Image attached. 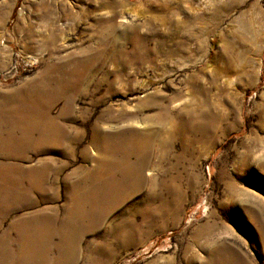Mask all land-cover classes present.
<instances>
[{
  "label": "rangeland",
  "instance_id": "1",
  "mask_svg": "<svg viewBox=\"0 0 264 264\" xmlns=\"http://www.w3.org/2000/svg\"><path fill=\"white\" fill-rule=\"evenodd\" d=\"M132 129L138 188L73 240V184ZM0 264H264V0H0Z\"/></svg>",
  "mask_w": 264,
  "mask_h": 264
},
{
  "label": "bare ground",
  "instance_id": "2",
  "mask_svg": "<svg viewBox=\"0 0 264 264\" xmlns=\"http://www.w3.org/2000/svg\"><path fill=\"white\" fill-rule=\"evenodd\" d=\"M52 17V15H47V20ZM77 76H80V79ZM75 77L77 78L76 81L74 80ZM81 78H83L82 71L81 74L75 73L68 85H65L63 95H67L77 88V81ZM64 83L66 84V78ZM68 101L70 102V100ZM21 104L20 107L31 109L30 100L26 99ZM161 108L166 111L164 107ZM12 109H16L15 106ZM24 131L25 136L31 139L36 133L35 123L24 128ZM127 132V137H121L120 134L108 137V140L103 144V159L97 160L95 170L85 173L83 171L85 175H82L83 177L81 176L82 178L73 184V190H80L66 209L68 212L67 221H75L77 225L68 224L67 226L69 235L73 240L77 237L79 226L99 222L111 207L121 204L129 194H132L138 188L141 182V168L143 169V166L147 164L151 157L150 141L148 136L144 135V131L132 129ZM39 135L40 140L37 141L39 144L63 146L68 143L66 132L61 128H57L52 120L48 121L46 129L42 130ZM11 138L13 137L11 136ZM100 138L94 141L93 144L96 142L99 144ZM8 145H11L10 149L14 154H17L21 149L20 147L23 146V142H17L16 140L13 144ZM117 158L121 160L119 165L112 161ZM132 158L135 159L136 164L140 163L139 167L128 165ZM129 183L130 186H128ZM80 186L82 187L80 188ZM87 220L88 222H86Z\"/></svg>",
  "mask_w": 264,
  "mask_h": 264
}]
</instances>
